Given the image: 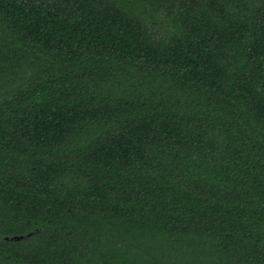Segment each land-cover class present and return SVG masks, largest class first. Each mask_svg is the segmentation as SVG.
Here are the masks:
<instances>
[{"label":"trees","instance_id":"obj_1","mask_svg":"<svg viewBox=\"0 0 264 264\" xmlns=\"http://www.w3.org/2000/svg\"><path fill=\"white\" fill-rule=\"evenodd\" d=\"M0 264H264V0H0Z\"/></svg>","mask_w":264,"mask_h":264},{"label":"water","instance_id":"obj_2","mask_svg":"<svg viewBox=\"0 0 264 264\" xmlns=\"http://www.w3.org/2000/svg\"><path fill=\"white\" fill-rule=\"evenodd\" d=\"M21 236H13L12 239H19Z\"/></svg>","mask_w":264,"mask_h":264}]
</instances>
